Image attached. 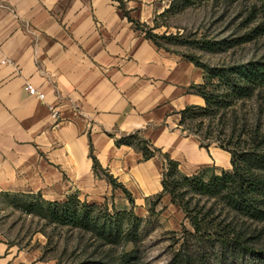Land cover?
Instances as JSON below:
<instances>
[{
  "label": "crops",
  "instance_id": "1",
  "mask_svg": "<svg viewBox=\"0 0 264 264\" xmlns=\"http://www.w3.org/2000/svg\"><path fill=\"white\" fill-rule=\"evenodd\" d=\"M171 3L0 0V198L28 191L102 203L115 188L94 160L118 182L155 166L117 145L136 132L193 170L209 167L203 150L175 132L181 110L204 105L191 90L203 71L146 36ZM39 255L0 239V264H56Z\"/></svg>",
  "mask_w": 264,
  "mask_h": 264
},
{
  "label": "trees",
  "instance_id": "2",
  "mask_svg": "<svg viewBox=\"0 0 264 264\" xmlns=\"http://www.w3.org/2000/svg\"><path fill=\"white\" fill-rule=\"evenodd\" d=\"M197 1L209 0H173L160 16ZM242 25L253 27L234 39L209 43L204 49L226 51L264 39V0L252 5ZM145 28L146 36L158 47L160 40L176 39L155 34L154 28ZM188 60L203 71L202 82L191 86V90L204 99V105L181 110L178 127L187 136H195L202 148L215 145L228 152L231 169L218 174L206 167L185 174L178 162L166 155L158 199L170 196L193 229L190 232L183 227V241L170 264H264V52L216 66L200 62L196 56ZM133 141H137L135 149L142 152L144 160L155 157L150 141L139 132L116 143L134 146ZM94 169L100 176L96 160ZM104 175L113 188H122L130 196L116 178ZM26 197L28 200L21 203L25 213L39 216L56 227L89 234L100 247L135 246L139 240L142 219L133 209L119 211L113 205L110 212L107 201L88 203L74 195L64 201H50L39 193ZM87 264L137 263L133 252H129L118 260L102 259Z\"/></svg>",
  "mask_w": 264,
  "mask_h": 264
},
{
  "label": "rangeland",
  "instance_id": "3",
  "mask_svg": "<svg viewBox=\"0 0 264 264\" xmlns=\"http://www.w3.org/2000/svg\"><path fill=\"white\" fill-rule=\"evenodd\" d=\"M256 1H197L179 11L160 16L157 19L159 28L155 34L176 37L173 41L160 40V48L179 54L187 60L196 56L200 62L213 66L240 62L251 58L255 53L261 54L264 52V39L226 51L204 49L209 43L234 39L252 28L253 25L244 28L242 24L249 17ZM175 132L182 139L188 138V141L195 142L199 149L203 150L209 162L203 167L209 166L207 168L218 174L222 170L231 169V156H226L228 152L215 145L208 149L202 148L195 136H187L179 128H176ZM133 143L132 147L138 148L137 141ZM151 148L155 150L156 161L151 174L139 177L131 175L132 178L126 176L119 182L128 189L130 196L122 188L110 189L105 196L110 212L113 211V205L119 211L133 209L135 215L142 219L138 229L140 237L135 246L100 247L89 234L69 227H56L39 216L25 213L21 203L28 200V191L17 193L20 195H3L0 198V239L7 240L21 249H33L41 258H52L56 264H87L116 258L118 260L129 252H133L137 264H170L173 254L183 241V227L190 232L193 229L185 220L181 208L171 202L170 196L163 195L158 199L162 193V174L167 166L166 155L177 161L180 171L185 174H193L198 169L193 170L194 168L189 167L172 150L152 146ZM104 173L99 171L106 179ZM131 199L134 203H131ZM210 257L208 256V259Z\"/></svg>",
  "mask_w": 264,
  "mask_h": 264
},
{
  "label": "built area",
  "instance_id": "4",
  "mask_svg": "<svg viewBox=\"0 0 264 264\" xmlns=\"http://www.w3.org/2000/svg\"><path fill=\"white\" fill-rule=\"evenodd\" d=\"M27 90L31 96H34L40 100H43L45 97V94L40 92L35 86L28 84L27 85Z\"/></svg>",
  "mask_w": 264,
  "mask_h": 264
},
{
  "label": "bare ground",
  "instance_id": "5",
  "mask_svg": "<svg viewBox=\"0 0 264 264\" xmlns=\"http://www.w3.org/2000/svg\"><path fill=\"white\" fill-rule=\"evenodd\" d=\"M226 156H227L228 158H230L229 154H226Z\"/></svg>",
  "mask_w": 264,
  "mask_h": 264
}]
</instances>
